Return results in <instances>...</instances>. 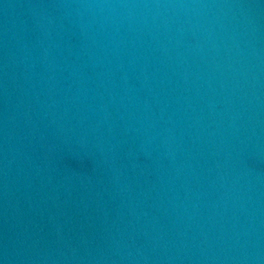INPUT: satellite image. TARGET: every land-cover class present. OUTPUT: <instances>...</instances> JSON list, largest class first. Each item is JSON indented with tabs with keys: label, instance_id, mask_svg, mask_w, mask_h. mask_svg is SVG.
Here are the masks:
<instances>
[{
	"label": "water",
	"instance_id": "water-1",
	"mask_svg": "<svg viewBox=\"0 0 264 264\" xmlns=\"http://www.w3.org/2000/svg\"><path fill=\"white\" fill-rule=\"evenodd\" d=\"M0 264H264V0H0Z\"/></svg>",
	"mask_w": 264,
	"mask_h": 264
}]
</instances>
